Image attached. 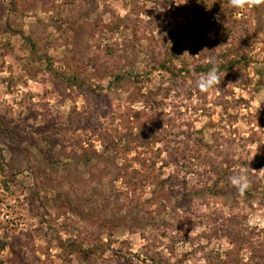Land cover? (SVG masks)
I'll use <instances>...</instances> for the list:
<instances>
[{
    "label": "rangeland",
    "instance_id": "374dc122",
    "mask_svg": "<svg viewBox=\"0 0 264 264\" xmlns=\"http://www.w3.org/2000/svg\"><path fill=\"white\" fill-rule=\"evenodd\" d=\"M0 264H264V0H0Z\"/></svg>",
    "mask_w": 264,
    "mask_h": 264
},
{
    "label": "clouds",
    "instance_id": "9594fccd",
    "mask_svg": "<svg viewBox=\"0 0 264 264\" xmlns=\"http://www.w3.org/2000/svg\"><path fill=\"white\" fill-rule=\"evenodd\" d=\"M231 7L243 8L246 4H251L254 0H229ZM212 65L209 71L200 76L197 81V86L202 92H207L209 89L216 87L221 84L220 67L214 59L208 61ZM230 183L235 187L241 194H243L249 187V180L245 173L239 172L230 177Z\"/></svg>",
    "mask_w": 264,
    "mask_h": 264
}]
</instances>
